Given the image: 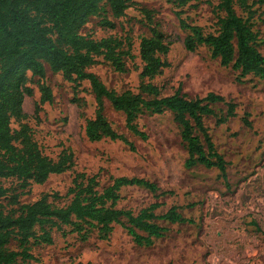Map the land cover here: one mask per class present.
Wrapping results in <instances>:
<instances>
[{"label":"rangeland","instance_id":"1","mask_svg":"<svg viewBox=\"0 0 264 264\" xmlns=\"http://www.w3.org/2000/svg\"><path fill=\"white\" fill-rule=\"evenodd\" d=\"M134 2L123 17L112 18L110 13L106 14L114 27L101 25V17L95 16L80 30L95 39L121 38L125 41L124 49L129 41L134 58L125 57L127 70L116 71L102 57L88 70L97 74L108 88L139 92L142 69L139 42L141 36L151 34L142 8L150 10L154 25L172 42L164 56L168 67L151 80L161 87L162 95L171 94L181 86L190 98L212 91L236 103V116L223 123H216L217 117L225 116L223 103L212 104L216 115L204 118L217 151L227 162V183L219 177L217 168L200 164L190 168L185 166L186 146L169 110L139 115V128L147 134V138L142 139L125 127L123 113L115 111L105 100L106 117L118 132L133 142L135 150L120 140L89 141L84 129L85 118L94 116L96 105L89 83L82 81L75 92L71 82L46 65L44 82L51 88L53 100L45 102L35 117V104L40 99L39 78L30 75L29 86L33 88V94L24 96L22 106L27 114L24 121L31 126L35 140L46 155L56 159L62 149L69 148L74 154V165L61 174L50 175L42 184H32L21 201H34L42 193L59 192L63 196L75 172L93 174L102 168L101 185L109 182L110 175L136 176L156 183L158 192L166 191L157 197L144 187L124 186L120 189L118 208L138 213L158 201L161 206L155 210L156 214L177 206L178 212L193 222L155 220L166 231L154 239L152 246L136 244L120 224L114 225L110 237L105 240L93 233L88 240L81 241L75 233L63 237L61 232L54 230L52 244L32 246L35 259L31 263L264 264V79L248 74L239 81V71L211 58L207 47L200 46L193 52L184 48L183 39L188 31L179 26L175 12L182 9V17L187 22L199 25L205 33L215 32L213 8L217 0H191L179 8L173 0ZM235 10L250 18L252 28L259 36V50L264 55V4L254 5L251 15L237 2ZM74 97L83 100L84 106L79 107L73 102ZM244 116L250 126L243 122ZM12 127H17V122L13 121ZM66 201L60 198L56 203L62 205ZM10 247L16 248L17 241H12Z\"/></svg>","mask_w":264,"mask_h":264},{"label":"trees","instance_id":"2","mask_svg":"<svg viewBox=\"0 0 264 264\" xmlns=\"http://www.w3.org/2000/svg\"><path fill=\"white\" fill-rule=\"evenodd\" d=\"M134 1L0 0V264H32L31 260L35 259L32 246L52 244L54 230L61 232L63 237L75 233L81 241L88 240L93 233L105 240L110 237L114 225L120 224L136 244L152 246L154 239L166 231L155 220L193 222L178 212L177 206L156 214L155 210L161 206L158 201L138 213L118 208L120 189L124 186L144 187L157 197L166 191L158 192L156 183L136 176L110 175L109 182L101 185L102 168L93 174L75 172L63 196L59 192L42 193L34 201H21L32 184H42L50 175L61 174L74 165V154L69 148L62 149L56 159L46 155L35 140L31 126L24 121L27 114L23 111V99L25 95L33 94V88L29 86L30 75L39 78L40 99L35 104V117L45 102L53 100L52 90L44 82L46 65L71 82L75 92L82 81L89 83L96 103L94 116L85 118L84 129L89 141L120 140L135 150L133 142L118 132L106 117L105 100L115 111L123 113L125 127L142 139H146L147 134L139 128V115L144 112L161 114L169 110L179 125L180 137L186 146L185 166L190 168L200 164L217 168L219 177L227 183V162L217 151L204 118L216 115L212 104L223 103L225 116L216 118L217 124L223 123L236 116V103L212 91L190 98L181 86L171 94L162 95L161 87L151 80L168 67L164 56L172 42L154 25L150 10L142 8L151 34L141 36L139 42L142 62L139 92L108 88L97 74L88 70L99 62V57L108 61L116 71L127 70L125 57L134 58L129 41L124 49L125 41L121 38L95 39L80 30L95 16L101 17V25L114 27L106 14L110 13L112 18L123 17ZM173 1L179 8L191 0ZM217 1L213 8L215 32L205 33L199 25L187 22L182 17V9L175 12L179 26L188 31L183 39L184 48L193 52L200 46L207 47L211 58L218 59L222 66L239 71V81L248 74L264 79V55L259 50V36L253 30L250 18L235 10L237 2L251 15L252 7L263 5L264 0ZM72 101L79 107L85 104L76 97ZM81 115L84 116L83 111ZM242 120L247 126L251 125L246 116ZM13 121L17 122L15 128L12 127ZM60 198L67 201L59 205L56 201ZM14 240L17 247L11 248Z\"/></svg>","mask_w":264,"mask_h":264}]
</instances>
